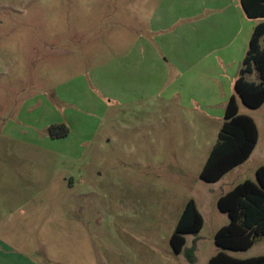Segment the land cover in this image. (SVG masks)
<instances>
[{
    "label": "rangeland",
    "instance_id": "obj_1",
    "mask_svg": "<svg viewBox=\"0 0 264 264\" xmlns=\"http://www.w3.org/2000/svg\"><path fill=\"white\" fill-rule=\"evenodd\" d=\"M236 8L229 0H0V264H111L113 254L189 264L194 244V264H204L221 250L214 236L229 217L216 198L256 182L264 164V106L240 103L257 122V154L219 183L200 178L224 114L217 77H205L209 87L198 74L228 65L218 43L241 29L248 36ZM204 42L217 44L213 57L194 63ZM205 87V97L195 94ZM54 124L70 135L52 139ZM193 198L205 226L176 254L170 238ZM228 253L263 256L264 237Z\"/></svg>",
    "mask_w": 264,
    "mask_h": 264
},
{
    "label": "trees",
    "instance_id": "obj_2",
    "mask_svg": "<svg viewBox=\"0 0 264 264\" xmlns=\"http://www.w3.org/2000/svg\"><path fill=\"white\" fill-rule=\"evenodd\" d=\"M249 19H262L251 35L246 56L234 81V94L228 100L223 125L218 140L212 148L200 174L208 183L221 181L228 173L244 164L251 157L259 141V128L251 116L240 113V103L257 110L264 105V0H239ZM258 71L260 81H249L247 75ZM52 139H64L70 135L66 124H54L49 128ZM220 212L227 214L229 222L214 236L221 249L206 264H264V255L240 259L228 253L247 251L264 237V166L256 170V182L245 180L235 185L217 201ZM204 219L194 199L185 205L171 235L170 245L176 254L183 252L186 236L199 234ZM195 246L187 254L194 263Z\"/></svg>",
    "mask_w": 264,
    "mask_h": 264
},
{
    "label": "crops",
    "instance_id": "obj_3",
    "mask_svg": "<svg viewBox=\"0 0 264 264\" xmlns=\"http://www.w3.org/2000/svg\"><path fill=\"white\" fill-rule=\"evenodd\" d=\"M231 2H233L237 8H236V11L237 13L239 12V15H240V20L242 21H245L247 24H248V33H247V37L246 38H243L242 37V34H243V29L240 30L238 36L233 39L232 41H229V42H226L228 39H225L223 41H221L220 43L218 44H224L222 46V48H215L214 50L216 51V54H220V53H224V56L222 57V60L225 61V62H228V65H225L224 64V69L220 68V69H214V67H212L210 70H207L206 68L203 69V71L207 70V75L206 74H201L199 73L198 76L200 78H198V80L200 81L201 84L203 85H207V86H211L210 83L208 81L205 80V77L207 78V80H209V77L210 76H216L217 77V82L218 84L220 85L221 87V93L220 95H222V98H220L219 100V106H220V109H223V114L225 113V108H226V104L228 102V100L231 98V96L234 94L231 93L232 91V86H234V81L235 79L237 78L238 76V73H239V70L242 66V62L246 56V53H247V50H248V46H249V41H250V38H251V35H252V32L255 28V26L260 23L262 21V19H249L245 12H244V9L242 8L241 4H240V1L239 0H229ZM168 12L166 10H164L160 16H157V22L158 20L161 22V24H163L167 19H168ZM208 23V22H206ZM199 40H201L199 38ZM215 45H217L216 43H202V45H199L202 49V47H204V51L205 53L203 54V52L198 55V56H201L203 54V56L201 58H197L194 63H204L203 65L209 63V61L212 59V55L213 53H211L213 50H212V47H214ZM207 47V49H205ZM220 47V46H219ZM221 61V59H220ZM198 65L196 64H192L191 66V70H189L188 74L189 76H193L195 74V71L196 69L198 68ZM201 72V71H200ZM203 78H202V77ZM247 79L249 81H252V82H256L258 83L260 81V75L258 73V71H254L252 74H249L247 75ZM196 80V77H193L191 79V81H195ZM199 83V84H200ZM195 88V87H194ZM204 89V90H203ZM202 90L199 89V91H197L195 94H198V95H203L202 97H205L206 92H205V89H209V88H203ZM202 99H205V98H202ZM264 106V105H263ZM262 106V107H263ZM261 107V108H262ZM260 109V108H259ZM239 110H240V113L243 114V115H248V116H251L250 114L246 113V112H242L241 111V106H239ZM224 117V115H223ZM252 117V116H251ZM253 118V117H252ZM254 119V118H253ZM254 121L256 122V120L254 119ZM257 124V122H256ZM258 126V125H257ZM259 143H260V136H259V141H258V144L256 146V148L254 149L252 156H254V154H257L256 152L258 151V148H259ZM250 157V158H251ZM260 166H264V164L260 165ZM258 166V167H260ZM257 167V168H258ZM237 169V168H236ZM234 169V170H236ZM233 170V171H234ZM257 170V169H256ZM232 172V171H231ZM222 181V180H221ZM219 181V182H221ZM218 182V183H219ZM212 184H215V183H212ZM231 190V189H230ZM228 192V191H227ZM227 192H223L221 194H219L217 196V200L219 199V197ZM198 206V209L200 211V213L202 214V217L204 219V226H205V216L203 214V208L200 206L198 200L196 198H193ZM190 200V199H189ZM188 200V201H189ZM187 201V202H188ZM186 202V204H187ZM185 204V205H186ZM185 207V206H184ZM184 209V208H183ZM182 214V213H181ZM180 214V216H181ZM179 216V218H180ZM178 223V222H177ZM228 223H225V224H222V225H219L216 229V232L223 226L227 225ZM177 225V224H176ZM204 228V227H203ZM203 230V229H202ZM202 232V231H201ZM191 236V235H188L186 236V244H187V240H188V237ZM195 246V248L197 247V244H194L193 247ZM186 247V246H185ZM185 249V248H184ZM192 249V248H191ZM190 249V250H191ZM184 251V250H183ZM183 253V252H182ZM180 253V254H182ZM217 254V253H215ZM215 254H212L204 264H206L211 257H213ZM187 259V262L189 264H194V263H191L189 262L188 258ZM131 258L129 257H125L124 255H120V254H113L112 255V260H111V264H131ZM150 261H151V264H163V259L161 257H158V261H157V257L155 256L154 257H150ZM196 262V260H195Z\"/></svg>",
    "mask_w": 264,
    "mask_h": 264
}]
</instances>
